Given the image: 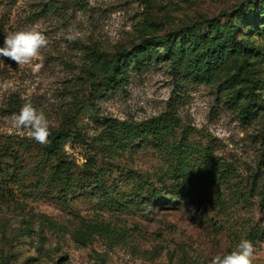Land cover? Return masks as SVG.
<instances>
[{
	"label": "rangeland",
	"instance_id": "obj_1",
	"mask_svg": "<svg viewBox=\"0 0 264 264\" xmlns=\"http://www.w3.org/2000/svg\"><path fill=\"white\" fill-rule=\"evenodd\" d=\"M219 15L221 35L236 26L211 76L188 67L202 40L187 35L170 54L147 45L112 85L92 73L95 52L108 61ZM33 25L49 40L38 58L0 57V264H210L264 226L251 191L264 177V0H0L1 47ZM24 100L72 131L68 173L10 126Z\"/></svg>",
	"mask_w": 264,
	"mask_h": 264
},
{
	"label": "trees",
	"instance_id": "obj_2",
	"mask_svg": "<svg viewBox=\"0 0 264 264\" xmlns=\"http://www.w3.org/2000/svg\"><path fill=\"white\" fill-rule=\"evenodd\" d=\"M222 15L212 19L204 20L198 24H190L187 27L171 32L165 36H152L147 38L138 47L131 50H125L122 53L114 54L110 60L105 61L102 54L93 53L90 59L92 63V73H98L101 70L103 73H110L105 77L106 84L112 85L122 79V73H125L128 63L134 57L142 53L148 46L155 41L165 46V53L170 54L174 50L177 51L181 41V37L187 35L189 38H201L202 44L199 46L191 45L190 48L195 55V59L187 62L188 67L195 73H201L205 76L213 75L221 69L223 64V47L229 41V36L233 33L235 24L229 21V35H221L219 29L221 27ZM234 41L236 37L232 38ZM203 45H205L203 47ZM1 47V45H0ZM204 48V49H203ZM185 64V63H184ZM70 122V121H67ZM171 125L165 123V131L171 130ZM143 130V129H142ZM139 135L146 136L150 134L149 129L145 128ZM51 135L46 143V158L51 164V169L56 174H66L70 169V161L65 150V145L74 137L72 131L68 129V125L64 124L57 129L50 128ZM89 166H94L92 160L89 161ZM251 191L257 193L260 197L259 206L264 209V177L256 175L251 184ZM248 238L251 241H264V226L261 224L252 225L248 230Z\"/></svg>",
	"mask_w": 264,
	"mask_h": 264
},
{
	"label": "clouds",
	"instance_id": "obj_3",
	"mask_svg": "<svg viewBox=\"0 0 264 264\" xmlns=\"http://www.w3.org/2000/svg\"><path fill=\"white\" fill-rule=\"evenodd\" d=\"M80 33L69 27L65 39L69 42L76 40ZM49 43L48 37L39 25L29 28L7 32L4 44L0 47V57H6L19 66L32 63L41 54V50ZM10 126L14 129L24 130L27 138L39 144H46L51 135L50 122L42 108H37L31 100H24L17 113L10 117ZM254 245L249 240H242L236 249L227 254L215 255L210 264H253ZM140 264V261H137Z\"/></svg>",
	"mask_w": 264,
	"mask_h": 264
}]
</instances>
